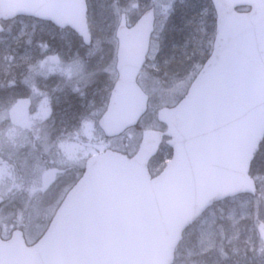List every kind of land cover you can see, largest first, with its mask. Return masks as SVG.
I'll list each match as a JSON object with an SVG mask.
<instances>
[{
  "label": "water",
  "instance_id": "obj_1",
  "mask_svg": "<svg viewBox=\"0 0 264 264\" xmlns=\"http://www.w3.org/2000/svg\"><path fill=\"white\" fill-rule=\"evenodd\" d=\"M212 1L218 15L213 55L185 99L158 115L174 150L164 172L152 179L148 168L162 132L147 133L133 159L112 152L94 157L43 239L33 247L19 233L0 241V264H173L183 232L210 206L255 194L249 171L264 138V0ZM241 6L252 11L238 13ZM86 12L85 0H0L1 19L37 17L85 38ZM154 12L131 29L124 18L119 28V80L100 121L108 136L136 126L148 110L149 96L137 80ZM25 111L20 106L14 116Z\"/></svg>",
  "mask_w": 264,
  "mask_h": 264
},
{
  "label": "flooded vegetation",
  "instance_id": "obj_2",
  "mask_svg": "<svg viewBox=\"0 0 264 264\" xmlns=\"http://www.w3.org/2000/svg\"><path fill=\"white\" fill-rule=\"evenodd\" d=\"M86 2L92 45L87 46L73 31L58 29L52 23H41L37 33L48 37L60 32L63 34L61 45L42 44V41L34 44L27 39L9 44L11 52L29 53L30 60L15 61L16 76L0 79V196L4 198L0 227L3 233L8 214L3 208L8 203L14 213L20 203L26 213L58 211L85 174L87 147L94 146L95 142V138H87L86 125L102 134L99 127L102 113L93 112L107 108L118 79L119 42L115 30L108 45L96 46V39L101 36L94 21L102 18L106 10L107 15H117V23L126 14L132 25L140 18L134 16L135 11L140 14L142 9L135 3L131 14L127 11L132 7L130 0ZM54 47L63 53L64 61L59 56H55L57 62L40 60L42 54ZM51 65L64 66L66 71L51 70ZM98 98L101 103L96 107ZM22 103H27L28 113L16 122L13 110ZM105 139V144L109 143L93 155L117 150L112 143L116 144L117 138ZM97 144L103 147V141Z\"/></svg>",
  "mask_w": 264,
  "mask_h": 264
},
{
  "label": "rangeland",
  "instance_id": "obj_3",
  "mask_svg": "<svg viewBox=\"0 0 264 264\" xmlns=\"http://www.w3.org/2000/svg\"><path fill=\"white\" fill-rule=\"evenodd\" d=\"M130 2L132 7L127 11L131 14L135 11L133 9L135 3L142 9L141 13L148 6H155L157 11L156 32L151 45L153 52L140 80L141 85L150 94L149 112L138 127L116 140V144L115 141L112 142L119 151L134 155L145 131L163 127L157 121L158 110L175 106L185 96L210 55L215 37L216 15L209 0H130ZM106 12L104 10L102 18L94 21L101 36L97 37L96 46L108 45L117 26L115 19L117 15H107ZM139 15L135 11L134 16ZM18 25L24 34L28 31L33 33V27H40L31 20H22ZM51 34L41 40L43 44L55 46L63 44L62 33ZM65 34L67 36V33ZM50 35L52 39L49 38ZM30 40L34 43V35ZM54 40L57 41L53 42ZM4 41V38L0 37V47ZM54 56H59L63 61L65 59L63 53L54 47L49 53L43 54L40 60L50 61ZM1 57L3 63L0 65V79L3 75L16 76L15 61L30 60L29 53L9 54L8 50H2ZM50 69L66 71L64 66L51 65ZM108 73L110 74V70ZM100 103L101 100L98 98L96 107ZM93 113L100 115L103 110ZM86 126L87 138L93 140L95 138L94 146L87 144L86 156H89L104 149L109 142L105 144L103 134L91 129L89 124ZM99 141H103L102 148L97 144ZM164 147L153 160L152 172L155 174H158L169 161L168 147ZM256 180L260 187L258 195L239 196L219 203L189 229L179 248L175 264H264V182ZM14 199H17L16 196ZM19 199H23V196ZM12 208L10 203L3 208L4 213L10 215L7 217L11 218V223L6 225V232L9 234L15 227L23 229L28 227L29 239H37L46 224L28 220L27 215L31 212H23L21 203L18 204L15 214L11 211ZM53 213L41 211V214L35 213V218L38 221L48 216L51 218Z\"/></svg>",
  "mask_w": 264,
  "mask_h": 264
},
{
  "label": "trees",
  "instance_id": "obj_4",
  "mask_svg": "<svg viewBox=\"0 0 264 264\" xmlns=\"http://www.w3.org/2000/svg\"><path fill=\"white\" fill-rule=\"evenodd\" d=\"M259 151L260 152L254 162L252 173L256 179L263 180L264 182V144L262 145Z\"/></svg>",
  "mask_w": 264,
  "mask_h": 264
}]
</instances>
